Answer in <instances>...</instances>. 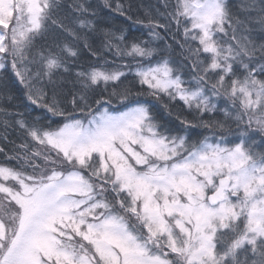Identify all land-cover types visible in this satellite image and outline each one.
I'll return each instance as SVG.
<instances>
[{"label":"snow or ice","instance_id":"snow-or-ice-1","mask_svg":"<svg viewBox=\"0 0 264 264\" xmlns=\"http://www.w3.org/2000/svg\"><path fill=\"white\" fill-rule=\"evenodd\" d=\"M0 264H264V0H0Z\"/></svg>","mask_w":264,"mask_h":264},{"label":"trees","instance_id":"trees-1","mask_svg":"<svg viewBox=\"0 0 264 264\" xmlns=\"http://www.w3.org/2000/svg\"><path fill=\"white\" fill-rule=\"evenodd\" d=\"M145 2L147 3V2H149V0H145ZM232 2L235 3L236 0H232ZM111 23H112V26H113V27H121V26H124V25L121 24V21H120L119 18H117V19L114 20V21H111ZM132 30H133V33H134V34L139 35V33L136 32L135 26H133V29H132ZM116 107H119V105H117Z\"/></svg>","mask_w":264,"mask_h":264}]
</instances>
